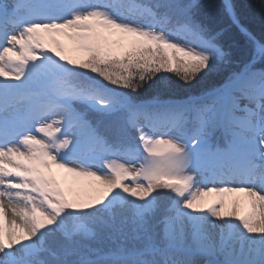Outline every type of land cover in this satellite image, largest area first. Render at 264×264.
<instances>
[{"label": "snow or ice", "instance_id": "1", "mask_svg": "<svg viewBox=\"0 0 264 264\" xmlns=\"http://www.w3.org/2000/svg\"><path fill=\"white\" fill-rule=\"evenodd\" d=\"M202 7L0 0V264H264V34Z\"/></svg>", "mask_w": 264, "mask_h": 264}, {"label": "trees", "instance_id": "2", "mask_svg": "<svg viewBox=\"0 0 264 264\" xmlns=\"http://www.w3.org/2000/svg\"><path fill=\"white\" fill-rule=\"evenodd\" d=\"M222 0H201V13L206 21L211 22L214 28H226L224 43L231 53L232 66L235 67L247 57V44L238 30L229 26V22L219 16V8ZM237 13L243 22L257 36L264 34V14H262L256 4L258 0H234ZM210 83V81H209Z\"/></svg>", "mask_w": 264, "mask_h": 264}, {"label": "rangeland", "instance_id": "3", "mask_svg": "<svg viewBox=\"0 0 264 264\" xmlns=\"http://www.w3.org/2000/svg\"><path fill=\"white\" fill-rule=\"evenodd\" d=\"M65 43H67V42L65 41ZM52 171L57 174L58 178H62L65 175L64 173H62V172H60L59 170H56V169H53Z\"/></svg>", "mask_w": 264, "mask_h": 264}, {"label": "bare ground", "instance_id": "4", "mask_svg": "<svg viewBox=\"0 0 264 264\" xmlns=\"http://www.w3.org/2000/svg\"><path fill=\"white\" fill-rule=\"evenodd\" d=\"M207 199L210 200L211 198H207ZM229 199H230V200H234V199H241V200H242V199H244V198H243L242 195H240V196H236V197H229Z\"/></svg>", "mask_w": 264, "mask_h": 264}]
</instances>
